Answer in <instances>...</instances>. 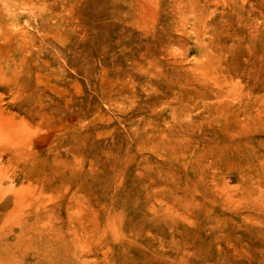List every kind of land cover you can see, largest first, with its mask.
I'll use <instances>...</instances> for the list:
<instances>
[{
  "label": "rangeland",
  "instance_id": "1",
  "mask_svg": "<svg viewBox=\"0 0 264 264\" xmlns=\"http://www.w3.org/2000/svg\"><path fill=\"white\" fill-rule=\"evenodd\" d=\"M0 264H264V0H0Z\"/></svg>",
  "mask_w": 264,
  "mask_h": 264
}]
</instances>
